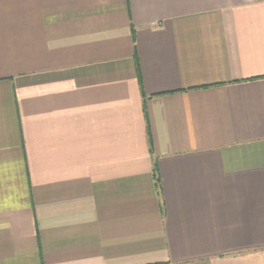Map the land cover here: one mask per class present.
<instances>
[{
  "label": "crops",
  "instance_id": "crops-1",
  "mask_svg": "<svg viewBox=\"0 0 264 264\" xmlns=\"http://www.w3.org/2000/svg\"><path fill=\"white\" fill-rule=\"evenodd\" d=\"M0 264H264V0H0Z\"/></svg>",
  "mask_w": 264,
  "mask_h": 264
}]
</instances>
